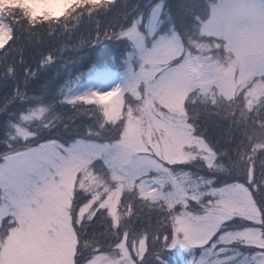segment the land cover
<instances>
[{
  "label": "snow or ice",
  "instance_id": "1",
  "mask_svg": "<svg viewBox=\"0 0 264 264\" xmlns=\"http://www.w3.org/2000/svg\"><path fill=\"white\" fill-rule=\"evenodd\" d=\"M0 90V264H264V0H0Z\"/></svg>",
  "mask_w": 264,
  "mask_h": 264
},
{
  "label": "trees",
  "instance_id": "2",
  "mask_svg": "<svg viewBox=\"0 0 264 264\" xmlns=\"http://www.w3.org/2000/svg\"><path fill=\"white\" fill-rule=\"evenodd\" d=\"M134 0H129V3H133ZM106 44V51L108 52H114L116 49V45L105 41ZM96 63V60H89V53L87 51V48L84 47L82 48L80 51L76 52H70L68 54H64L62 56V63L59 65V71L61 73L64 72V69L67 68V71L69 72V65L74 66V69L70 72H76L77 70L79 72H85L87 71V69L89 67L92 66V64ZM56 70H52L51 73H49L48 75H52L55 73ZM47 78V75L44 77V79ZM65 78H67V76H65ZM3 90H0V92H2ZM4 118L3 116H0V121H2ZM0 150H3L2 147H0Z\"/></svg>",
  "mask_w": 264,
  "mask_h": 264
},
{
  "label": "rangeland",
  "instance_id": "3",
  "mask_svg": "<svg viewBox=\"0 0 264 264\" xmlns=\"http://www.w3.org/2000/svg\"><path fill=\"white\" fill-rule=\"evenodd\" d=\"M74 69V66L69 65V72L72 71Z\"/></svg>",
  "mask_w": 264,
  "mask_h": 264
}]
</instances>
